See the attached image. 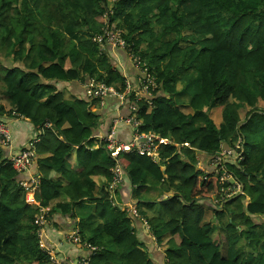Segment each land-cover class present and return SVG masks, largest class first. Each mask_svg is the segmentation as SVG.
<instances>
[{
  "label": "trees",
  "instance_id": "obj_1",
  "mask_svg": "<svg viewBox=\"0 0 264 264\" xmlns=\"http://www.w3.org/2000/svg\"><path fill=\"white\" fill-rule=\"evenodd\" d=\"M107 29L119 33L123 47L94 41ZM183 42L187 44L182 46ZM109 46L124 48L153 76L152 83L146 82L157 85L150 87L151 98L135 102L138 110L133 114L142 122L140 133L153 131L177 144L160 146L165 171L141 155L138 144L112 155L117 146L109 136L99 139L108 153L105 159L94 157L95 150L88 149L92 141L86 140L95 124L94 120L88 124L84 115L88 103L62 101L60 91L49 98L44 95L55 89L45 81L86 76L124 93L126 81L112 64ZM125 94V100L135 99L133 92ZM97 102L92 100L89 106ZM216 108H222L219 123L211 117ZM17 119L23 123L31 119L37 130L33 138L40 141L45 138L40 126L56 138L46 125L69 123L66 130L72 141L63 156L75 150L89 153L93 161L84 165L77 179L88 176L90 167L107 178L97 210L77 221L79 238L93 248L88 264H157L130 217L108 200L112 190L107 185L116 178L118 164L122 181L116 192L127 178L134 193L139 183L165 178L163 184L179 193L163 198L161 212L150 220L165 264H264V222L252 218L264 216V0H0V264H57L42 248L37 217L64 186L41 179L40 205L26 204L13 160L31 141L13 156H5L3 150L12 147V121ZM38 145L39 141L36 150ZM224 149L233 155L222 170L213 161ZM199 152L213 157L210 171L198 166ZM225 172L250 194L238 213L230 210L234 216L223 228L228 255L226 247L227 256L222 258L221 242L213 233L217 226L222 228L218 219L224 211L213 208L215 220L205 223L201 201L220 199L229 188L219 184ZM77 179L65 187L72 203L62 205L63 214H72L90 195ZM143 187L137 188V196ZM76 193L82 195L74 197ZM53 210L43 214L45 221ZM233 225L235 232H229Z\"/></svg>",
  "mask_w": 264,
  "mask_h": 264
},
{
  "label": "crops",
  "instance_id": "obj_2",
  "mask_svg": "<svg viewBox=\"0 0 264 264\" xmlns=\"http://www.w3.org/2000/svg\"><path fill=\"white\" fill-rule=\"evenodd\" d=\"M109 48L112 53L111 58L113 60V66L121 71L126 81L125 92L119 93L124 95L122 102L112 95L88 97L86 94L87 83L91 79H94L96 82L102 83L105 86L116 91L113 86H108L105 82L98 81L95 77L88 76L83 77V79L73 81L58 82L55 79L51 81H45L48 84L55 85V89L51 92L47 91L44 95L45 97L47 96V98H49L52 92L53 95H57V92L60 91L61 98L63 100L58 98V96L56 97V100L70 101L71 104L88 103L86 105L87 108L84 112V115L87 118L88 124L93 120L95 121V124H93L91 128H89L88 135H90L86 140L92 141L91 145H89L88 143L87 144L88 149L95 150L94 157L105 159L104 157L108 154L99 139L104 140L109 135L114 134V137L119 144L127 145L130 142H135L136 138H134V136H136L140 137V139L143 138L142 142H140L139 140L140 143H149V141L152 140V153L140 154L148 155L156 164L161 167V169H163V171H165L167 164H165L164 162L162 163L161 161L160 146L177 144L173 143L168 138L160 137L153 131H150L146 134L140 133L138 130V126L142 122L136 117V115L133 114V112H136L138 110V106L135 104V102L141 99L149 100L152 93L149 91L150 87L155 88L157 85L155 83L152 86L146 84L147 75L143 71L144 68L137 66L132 56L126 53L124 51V48H113L111 46H109ZM67 65L70 64L67 63ZM146 87L147 91L144 90V88ZM129 92L134 93V100L128 99L129 97H127L125 100V93ZM51 99L53 98L51 97ZM92 100H97L98 102L97 104L89 106ZM219 109L221 110V118L219 120L220 122L222 120V108ZM188 110L187 112L191 111ZM86 112L90 113V116H87ZM26 121L28 122L23 123L18 121V119L12 121L14 125L12 130L14 140L12 142V147H3L5 156H13L15 154H18L27 146L30 141L35 138H33V136L37 135V130L31 122L32 120L28 119ZM46 122H49V120L45 121L43 124H45ZM51 123L52 124L50 125H46V127H49L54 131L56 138L52 135H49L51 130L44 132L45 128L41 126L39 127V132H41V134L43 133L42 135L45 134V138L40 141V138L38 137L39 145L36 150L37 156L33 166L30 169L22 171L20 173L16 171L19 174L17 177V182L20 183V185L22 183L26 184V186H21L25 189L24 200L29 206L40 205L38 196L41 194L39 193L41 179L46 183L51 181L60 182V184L64 186V189H60L59 195L56 194L51 199V206L42 207L40 209L44 211V214H47L51 211V208H54L51 213L52 216L48 217V220L45 222L46 224L44 226V235L42 236V242L55 263L75 264L81 259L86 260L91 253L89 248L82 247V245H85L84 243L87 244L86 241L80 243V240L78 241L72 238L73 236L78 237V233L80 232V228L77 226V221H79L80 216H85L87 212H95L97 210V206L101 202L100 199L105 192H103V190L104 186L106 185L107 178L101 174H96L95 168L90 167L88 171H86L88 172V176H86L83 180L77 179L80 173L84 170V165L89 162L93 163V161L89 153H87L86 155L78 154L75 150L69 155L63 156V150L65 146L72 141L71 135L66 130L70 127V125L69 123H64L60 127H53V125H56L53 121ZM64 134L67 137H65ZM185 145L188 146V144ZM224 147L225 146L223 145V148ZM96 149L100 150L96 151ZM57 151L62 153L55 157V153ZM212 158V156L207 155L205 152H199L198 166L204 170L210 171L213 168ZM76 179L79 185L84 184V186L86 187L85 192L89 193L90 195H87L82 199L83 202L75 207L72 214H63V206L67 207V204L72 203V195H70L69 191L65 187L68 186L70 182H75ZM163 183H166L165 178H163L158 183H154L151 181H148L144 184L139 183L138 186H136V191L134 193L130 185V180L127 178L117 192L115 191L116 188L112 190L110 196L107 188L109 189V186L111 184L109 186L107 185L106 188V191L108 193V200L112 204L119 206L126 212L127 216L130 217L132 226L134 227L137 236L150 249L153 260L155 262H159L158 264H162V261L164 262L162 251L163 247L158 246L154 236H152L150 232V220L153 217H156L161 212L160 201L163 198H167L168 196L172 197L179 194L175 191L174 188H171L168 183ZM219 184L224 187L226 185L222 184L220 180ZM141 185H144V187L140 189V196H137V188ZM225 191L227 190L225 189ZM81 195L82 193H76L73 196L79 197ZM223 195L221 197H223ZM220 199H216L214 202H211V199H203L201 201L205 204V223H210L215 220L214 218L216 217V215L214 214V209L218 211L223 209L222 205L226 203V199H224L222 202H219ZM84 203H90L93 205L92 209L87 211L86 213H84L82 210L77 209ZM126 203L136 205L135 211L132 210L131 207L129 208V205H124ZM142 203H145V206L143 209H140V205ZM156 204H158L160 207H157ZM208 208L210 209V213H208ZM74 212L76 213V216L74 215ZM134 212L137 213L136 216H134ZM211 212L214 214L212 220L210 218ZM141 220H146L148 222L147 224L149 228H147L145 226V223H142ZM225 232L226 231L223 228L217 226L215 232L213 233L214 239L216 238V234H221L225 237ZM160 251L162 252V255ZM52 253H54V257Z\"/></svg>",
  "mask_w": 264,
  "mask_h": 264
},
{
  "label": "built area",
  "instance_id": "obj_3",
  "mask_svg": "<svg viewBox=\"0 0 264 264\" xmlns=\"http://www.w3.org/2000/svg\"><path fill=\"white\" fill-rule=\"evenodd\" d=\"M95 41L99 42V43H103L105 42L106 44H110L113 47L115 46H124V41L120 38L119 33L116 32H112L110 30H105L103 34L101 35H97L95 37ZM134 61L136 62L137 66V59L134 58ZM143 70H145V74L147 75L146 81L147 82H151L153 80V76L148 72L147 68L145 67ZM147 89V87H146ZM87 94L89 97H95V96H104V95H114L119 97L121 100H123L124 95L123 94H119L117 93L115 90H113L112 88H109L107 86H105L102 83H98L96 82L94 79H91L88 83H87ZM49 125V124H47ZM109 139L111 140V142L115 143L117 148L115 150H111L112 151V155L116 156L118 155V153L120 151H129L132 147H134L135 144H138L137 148L141 153H146V154H151L152 153V140L149 141V143H140V137H136V141L131 143V144H127V145H123V144H119L117 142V140L115 139V137L113 136H109ZM39 140L38 139H34L29 143V147L19 156H17L16 158H14L13 160V168L17 171V172H22L25 170L30 169L36 159V144ZM237 147L240 150L242 148V141L241 139H239L238 143H237ZM112 148V146L110 147ZM241 154V153H240ZM233 155V151L230 149H224L222 150L219 155L214 159L213 164H217L218 167H220L222 170L226 169L224 166V162L225 160H227L228 158H230ZM121 171L120 169H118V165L115 166V173H116V178L114 179L113 183L109 186V190H114L117 186H118V181H122V177H121ZM220 182L222 184H227L229 185V188L227 189L230 192V195L233 194H242L243 192V185L233 176V175H229L226 172L220 177ZM23 186H26L25 183H22ZM240 192V193H239ZM228 196V197H229ZM124 205H129V208L131 207L132 209V205L131 203H126ZM133 210V209H132ZM43 215V213H41ZM39 216L37 217V222L38 225L40 226V228H42L40 230V236L42 237L44 234V224H45V218L44 215L43 216ZM137 213L134 212V216H136ZM143 223H145V226L147 228L148 227V222L145 220H142ZM74 240H78L79 238L76 236L72 237ZM42 247H44L43 242H40ZM86 261H83V263L81 264H85Z\"/></svg>",
  "mask_w": 264,
  "mask_h": 264
},
{
  "label": "rangeland",
  "instance_id": "obj_4",
  "mask_svg": "<svg viewBox=\"0 0 264 264\" xmlns=\"http://www.w3.org/2000/svg\"><path fill=\"white\" fill-rule=\"evenodd\" d=\"M189 33L187 32V33H185L184 34V37H187V39L189 38ZM187 44V42H183L182 43V46H185ZM144 72H146L145 70H143ZM152 80V79H151ZM144 90L145 91H147V89L146 88H144ZM87 94V93H86ZM87 96H88V94H87ZM89 97V96H88ZM246 109H244V111H245ZM189 111V110H188ZM211 117L215 120V122L216 123H219V120H220V118H221V110L219 109V108H216L212 113H211ZM109 136H115L114 134L112 135H109ZM118 169H120L121 170V165L120 164H118ZM175 183H176V181H175ZM171 188H174V186H171ZM240 193V192H239ZM249 194H250V190L248 189V188H246L245 189V191H244V194L243 195H239V197H236L237 195H234V196H231L230 198H227L226 199V203L225 204H223L222 206H223V214L220 216V218L218 219V221L220 222V224H221V227L222 228H224L225 227V225H226V222H227V220H230V218L231 217H233L234 216V214L233 215H231V213H230V210L234 213H238L239 212V210H240V208H241V204H242V202H244L246 199H248L249 197ZM229 196L230 195V192L227 190V191H225V193H224V195H223V197H221V199H220V201L219 202H222L223 201V199H224V197L225 196ZM170 196H168V198H169ZM245 198V199H244ZM208 200H210V199H208ZM132 205V209L135 211V206L136 205H134V204H131ZM144 206H145V203H142L141 205H140V209H143L144 208ZM156 206L157 207H160L158 204H156ZM92 207H93V205L92 204H90V203H84L83 205H81L79 208H77L78 210H82L84 213H86L87 211H89V210H91L92 209ZM220 207H221V205H220ZM209 209V208H208ZM208 213H210V209L208 210ZM213 213L211 212V220H212V218H213ZM150 217H153V216H150ZM253 218V220L255 221V222H257V223H263L264 222V216H259V217H252ZM217 223V222H216ZM226 229V228H225ZM229 232H235V227H234V225L233 226H231L230 228H229ZM75 233H77V232H75ZM152 234V233H151ZM153 236V235H152ZM216 239H218L220 242H221V252H222V258H226V256L228 255V242H226V234H225V237H224V235H221V234H216ZM78 238H79V236H78ZM154 239V238H153ZM79 240H80V243L82 242L81 241V239L79 238ZM225 242V244H223ZM83 243V242H82ZM85 245H82V247H87V248H89V250L90 251H92V249L93 248H91V245L90 244H86V243H84ZM226 247H227V255L225 256V253H226ZM230 248H233V244H231L230 246H229ZM160 253H161V255H162V252L160 251ZM165 257V256H164ZM82 260V259H81ZM78 261V262H76L75 264H81V263H83V261H86V260H82V261ZM87 263V262H86ZM159 262H157V264H158ZM162 264H165L163 261H162Z\"/></svg>",
  "mask_w": 264,
  "mask_h": 264
},
{
  "label": "clouds",
  "instance_id": "obj_5",
  "mask_svg": "<svg viewBox=\"0 0 264 264\" xmlns=\"http://www.w3.org/2000/svg\"><path fill=\"white\" fill-rule=\"evenodd\" d=\"M130 56H132V58L134 59L135 57L133 56V55H130ZM112 96H114V95H112ZM115 97H117V96H115ZM121 102L123 101V100H121L119 97H117ZM36 156H37V151H36ZM36 160V159H35ZM18 173H20V172H18ZM22 186H23V184H21ZM41 213H43L44 214V211L43 210H41ZM142 221V220H141ZM143 223V222H142ZM42 241V237L40 238V242ZM43 249H45V250H47L46 248H45V246L44 247H42ZM52 255H53V257H54V253H52ZM86 262H87V260H86ZM85 264H88V262L87 263H85Z\"/></svg>",
  "mask_w": 264,
  "mask_h": 264
}]
</instances>
